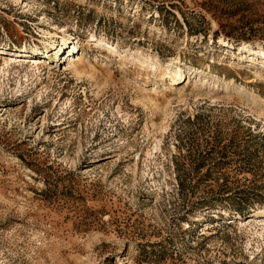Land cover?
<instances>
[{
    "label": "rangeland",
    "instance_id": "1",
    "mask_svg": "<svg viewBox=\"0 0 264 264\" xmlns=\"http://www.w3.org/2000/svg\"><path fill=\"white\" fill-rule=\"evenodd\" d=\"M263 52L264 0H0V264H264Z\"/></svg>",
    "mask_w": 264,
    "mask_h": 264
},
{
    "label": "trees",
    "instance_id": "2",
    "mask_svg": "<svg viewBox=\"0 0 264 264\" xmlns=\"http://www.w3.org/2000/svg\"><path fill=\"white\" fill-rule=\"evenodd\" d=\"M231 159H233V158H231ZM239 160L241 162L242 161H247V162H245L244 166L248 167L249 169H254L255 167H257V166H259L261 164V161L251 162L250 159H245V157H242ZM237 193L239 194L238 200L240 201V203H243L242 201L247 200L249 198L248 196H246L245 189H241V190L237 191ZM251 197H253V196H251ZM236 203H238L237 204L238 206L236 207L237 210L241 212L242 211V207H240V203L239 202H236Z\"/></svg>",
    "mask_w": 264,
    "mask_h": 264
},
{
    "label": "bare ground",
    "instance_id": "3",
    "mask_svg": "<svg viewBox=\"0 0 264 264\" xmlns=\"http://www.w3.org/2000/svg\"><path fill=\"white\" fill-rule=\"evenodd\" d=\"M75 48H76V45H74V47L72 48V51L74 50L75 51ZM244 48V47H243ZM254 53H257V50H255V52ZM263 54H264V52H263ZM75 56H77L76 54L75 55H73V56H71V58H72V60H71V62H72V64H74L75 65ZM79 59H81V57H78V60ZM75 68H76V70H78L80 67H79V65H75ZM181 70V69H180ZM172 75V74H171ZM176 76V75H175ZM173 78V77H172ZM260 211V215H264V209H261V210H259Z\"/></svg>",
    "mask_w": 264,
    "mask_h": 264
}]
</instances>
